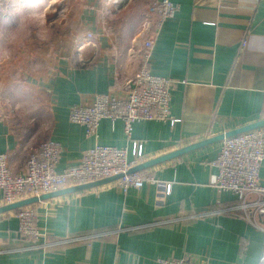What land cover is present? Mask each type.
<instances>
[{
    "label": "crops",
    "instance_id": "1",
    "mask_svg": "<svg viewBox=\"0 0 264 264\" xmlns=\"http://www.w3.org/2000/svg\"><path fill=\"white\" fill-rule=\"evenodd\" d=\"M116 1L0 0L4 24L11 7L59 9L64 20L62 31L51 29L48 48L34 45L16 78L2 82L27 90L22 101L32 112L25 117L31 129H19L0 103V153L8 154L13 173L49 140L61 145V173L95 144L127 147L132 157L137 142L144 163L264 120V0H172L179 10L164 24L150 67L178 81L170 103L178 122H137L130 141L123 121L105 119L99 137L87 138L85 127L70 122L69 109L90 105L97 94H123L141 66L142 24L154 0ZM46 15L55 27L58 15ZM221 145L147 168L159 184L124 191L114 181L32 205L45 234L40 240L19 234L16 211L0 215V264H157L160 258L260 264L264 233L241 216L220 213L241 202L212 185ZM260 176L264 185V163Z\"/></svg>",
    "mask_w": 264,
    "mask_h": 264
},
{
    "label": "built area",
    "instance_id": "2",
    "mask_svg": "<svg viewBox=\"0 0 264 264\" xmlns=\"http://www.w3.org/2000/svg\"><path fill=\"white\" fill-rule=\"evenodd\" d=\"M179 10L172 0H154L145 15L141 38V66L123 85V94H97L90 105H74L69 109L71 123L85 127L87 138H98L100 123L108 119L123 121L125 134L132 140L133 125L141 121L178 120L170 116L171 89L178 81L155 75L151 72V53L157 44L162 28ZM92 34L88 35L91 38ZM62 148L54 141H45L34 148L24 163L21 172L15 174L9 165L6 153H0V191L3 205L56 192L75 186L98 182L120 176L117 183L121 189H141L145 183L159 184L148 172L130 173L144 161L141 145L134 143L132 157L127 147L95 144L84 152L79 165L58 173ZM264 163V127L249 131L222 142L217 159L212 163L217 168L212 185L219 195L230 193L241 202L238 206L220 213L241 216L264 233V185L261 168ZM171 192V183L165 185V194ZM19 221L20 235L40 240L45 234L36 225L37 214L32 206L15 212ZM157 264H210L191 260L164 259ZM260 264H264V255Z\"/></svg>",
    "mask_w": 264,
    "mask_h": 264
},
{
    "label": "rangeland",
    "instance_id": "3",
    "mask_svg": "<svg viewBox=\"0 0 264 264\" xmlns=\"http://www.w3.org/2000/svg\"><path fill=\"white\" fill-rule=\"evenodd\" d=\"M17 8V7H16ZM44 6L39 9L32 7L22 9V12H18L11 7L10 17L7 24L2 23L0 19V56L5 49L10 52L11 59L9 61L10 70L5 73L0 70V103H3L2 110H5L12 123L19 129H31V126L27 124V116L32 113L28 108V103L22 101V96H28L27 90L23 92L24 88L21 85L15 84L7 88L3 85V80L7 77L16 78L18 71L22 68L26 61L29 50H35L39 47L44 50V47L48 48L49 41H53L52 37H49L51 29L62 31L64 28L63 21L60 19L61 11L59 9L53 10L47 9L44 12ZM57 14L56 25L52 26L55 22H49L48 12ZM1 16V15H0ZM61 20V23L59 22ZM5 21V20H4ZM54 21V20H52ZM57 46L60 48L63 39L57 38ZM33 45V46H32ZM24 53V54H23ZM3 65L0 64V69ZM9 100V102L7 101ZM36 129H40L39 123L35 126Z\"/></svg>",
    "mask_w": 264,
    "mask_h": 264
},
{
    "label": "water",
    "instance_id": "4",
    "mask_svg": "<svg viewBox=\"0 0 264 264\" xmlns=\"http://www.w3.org/2000/svg\"><path fill=\"white\" fill-rule=\"evenodd\" d=\"M123 3H124V1L121 4H123ZM263 127H264V120H261V121L240 127L238 129H234V130L228 131L226 133H222L220 135L204 139V140L199 141L197 143L191 144L189 146H186V147H183V148L178 149L176 151H173L171 153H168L166 155H163V156L151 159L147 162H144L141 165H139L138 167L132 169L130 173L144 171L147 168L153 167V166L158 165L160 163H164V162L173 160V159L178 158V157H180L184 154H187L189 152L201 149L203 147L212 145L214 143L223 142L225 139H228V138H231V137H234V136H237V135L249 132V131L257 130V129H260ZM121 177H122V175L115 176V177L107 178V179H104V180H101L98 182H94V183H90V184H86V185H81V186L70 187L67 189H61V190H58L56 192L26 198V199L20 200L16 203H13V204L3 205V206H0V215H4V214L10 213V212H14V211L20 210L24 207L32 206L38 202L46 201V200H49V199H52L55 197H59L62 195L80 192V191L87 190L90 188L106 185V184H109V183H112L114 181L119 180Z\"/></svg>",
    "mask_w": 264,
    "mask_h": 264
},
{
    "label": "clouds",
    "instance_id": "5",
    "mask_svg": "<svg viewBox=\"0 0 264 264\" xmlns=\"http://www.w3.org/2000/svg\"><path fill=\"white\" fill-rule=\"evenodd\" d=\"M11 59L10 52L5 49L2 53V56H0V64L3 65L2 70L3 72L7 73L10 70V64L9 61Z\"/></svg>",
    "mask_w": 264,
    "mask_h": 264
},
{
    "label": "bare ground",
    "instance_id": "6",
    "mask_svg": "<svg viewBox=\"0 0 264 264\" xmlns=\"http://www.w3.org/2000/svg\"><path fill=\"white\" fill-rule=\"evenodd\" d=\"M117 1H118V0H117ZM117 1H116V2H117ZM121 3H122V2H121Z\"/></svg>",
    "mask_w": 264,
    "mask_h": 264
}]
</instances>
